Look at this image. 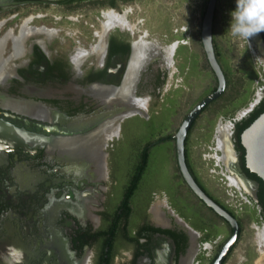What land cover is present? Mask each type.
<instances>
[{"label":"flooded vegetation","instance_id":"1","mask_svg":"<svg viewBox=\"0 0 264 264\" xmlns=\"http://www.w3.org/2000/svg\"><path fill=\"white\" fill-rule=\"evenodd\" d=\"M90 1L94 0H0V43L6 37L0 57V264H97L102 245L107 244L106 250H111L110 241H114L110 264H157V249L163 258L167 256L165 264H181L190 252L194 254L192 264H212L224 238L211 232L205 239L209 223L205 219L199 222L200 217L188 209L190 190H181L183 181L177 185L178 204L166 192L154 194L165 197L161 221L154 218L153 222L148 216L140 223V186L132 197L129 218L124 206L131 167L114 163L112 148L124 122L140 114L115 117L126 107L123 102L128 98L118 94L126 81L140 29L134 34L116 27L108 36L103 63L90 53L78 64L74 57L79 49L91 50L99 28L93 25L82 30L74 16L28 10L31 5ZM100 17L104 19L102 13ZM25 21L30 28L52 32L21 37ZM115 30L119 32L113 33ZM117 40L129 44L130 51L126 52L125 47L114 51ZM177 42L179 45L180 40ZM176 50L174 59L179 56ZM16 52L21 53L15 56ZM166 67L159 58L149 61L139 71L134 97L140 98L146 86L161 91L169 76ZM114 95L116 100L112 99ZM114 118L120 120L119 129L103 144L104 129ZM233 165L232 172H228L231 176L245 174L256 180L242 167L238 149ZM250 188L246 187L249 192ZM204 207L225 221L213 209ZM231 209L242 229L222 264H230L245 227L246 218ZM185 222L199 232L193 243ZM195 222L205 226L206 231L197 229ZM144 223L184 231L188 235L186 250L177 253L172 236L154 231L151 255H140V225ZM127 227L132 235L139 236L137 245L124 236ZM114 228L116 234L112 233ZM202 247L207 252L196 255ZM256 251L244 253L237 264H264L258 262L260 247Z\"/></svg>","mask_w":264,"mask_h":264},{"label":"rangeland","instance_id":"2","mask_svg":"<svg viewBox=\"0 0 264 264\" xmlns=\"http://www.w3.org/2000/svg\"><path fill=\"white\" fill-rule=\"evenodd\" d=\"M110 1L112 2V0H94L63 6L38 4L29 6L28 10L34 13L47 12L54 16H74L82 30L84 27L89 28L93 25L99 28L96 29V34L103 27L105 18L101 19L100 16L104 10L112 8L119 13L128 10L129 21L136 24L135 33L140 29V37L154 42L156 47L163 51L165 56L159 59L167 64L166 68L169 72L163 89L157 91L146 86L140 93V99L145 101L140 111L128 103L131 98L126 96L127 103L123 102L126 107H123V112L115 116L121 119L128 113L140 112L124 122L121 135L117 137L116 144L112 148L113 162L116 164L120 162L128 168L129 164L136 163L140 149L146 143L157 141L163 135L175 134L190 110L208 93H211V88L216 84L217 77L209 61L207 63L208 59L201 40L203 10L205 6L207 7L209 0H114V5L110 4ZM218 2L216 37L234 70L240 71L241 84L238 91H234L231 97L226 95L214 101L199 115L191 135V150L195 165L209 189L222 202L246 218L241 241L233 252L230 262V264H237L245 255L244 253L249 250L257 252V247L259 249L256 241L258 228L255 227L254 222H257L256 225L262 229L264 220L258 203L251 197L245 199L239 195L235 187L228 185L230 180L226 179L222 173L223 165H216V162H220L218 159L220 156L217 155L219 152L217 135L220 121L223 120L224 125L227 126L232 119L229 113L234 106L239 105L235 117L238 111L248 106L242 107V101L246 99L251 102L259 84L261 82L264 84V62L260 61L256 55L255 48L250 46V38L247 40L235 37L229 31L232 21L231 12L236 7V0H218ZM117 32L119 31L115 30L113 33ZM97 38L99 39V36ZM177 40H180L179 45ZM173 45L175 47L171 54L169 46ZM175 50L179 56L175 55L174 59ZM114 96L113 98L116 99L117 95ZM150 151L146 179L143 180V189L140 193V212L143 209L142 205H146V199L150 200L144 212L140 214V223L148 216L154 222L156 217H153L152 205L158 200L163 202L162 207L165 204L162 200L164 196L154 197L157 191L161 190L169 195L173 192L176 195L175 189L179 181L184 182V185H180L181 190H188L186 181L180 169L178 170L176 140L170 139L157 143L151 147ZM122 161L125 162L121 163ZM188 192L189 198L186 205L188 209H191L193 216L200 217L198 221L202 223L205 219L209 223L208 230L220 234L226 242L232 234L231 226L208 211L191 191ZM145 195L150 196L146 198ZM196 252V255H200L207 250L202 247ZM191 254L193 253H189L186 257ZM261 255L260 252L258 262L264 263V256L263 260L259 261Z\"/></svg>","mask_w":264,"mask_h":264},{"label":"water","instance_id":"3","mask_svg":"<svg viewBox=\"0 0 264 264\" xmlns=\"http://www.w3.org/2000/svg\"><path fill=\"white\" fill-rule=\"evenodd\" d=\"M218 0H209L206 11L202 21L201 28V40L202 44L207 56V59L217 77L218 85L216 90L206 95L200 102H198L187 114L182 124L180 125L178 131L173 135L176 140V151H177V161L178 166L181 171V174L186 181V183L190 186L192 191L210 208H212L218 215L224 218L232 228V234L228 238V240L224 243V245L219 250L214 262L212 264H222L224 259L229 254L232 247L235 245L240 233L241 226L236 216H234L230 211L224 208L220 203H218L215 199H213L197 182L194 175L192 174L186 158V139L189 133V130L198 116L202 113V111L210 105L213 101L217 100L219 97L223 95L227 87V79L224 73V70L216 56L215 47H214V21H215V12L217 8ZM256 37V38H255ZM259 39L260 46H257V50L260 55L263 56L264 51V37L262 33H258L251 37L254 43H257L256 39ZM253 48L254 45L250 44ZM134 47V46H133ZM134 49V48H133ZM157 58V57H156ZM261 61V60H260ZM264 66V65H263ZM264 97V86L258 87L255 92V97L249 103L247 107L238 111L236 116L231 119L229 122L232 124L231 130L228 133V138L226 140L230 141V145L232 148V155L227 156V153L223 148L218 146L221 155L217 153L220 157L222 156V163L224 172L223 175L226 179L230 180L228 185L234 186L239 192L243 195L245 199H248L251 196L256 202L259 201L258 198V188L259 182L251 179L245 174H239L238 180H240V185L232 184L231 175L228 172H232L231 166H234L233 163L235 161L237 149L235 147V142L233 138V132L235 130V121L242 119L247 113H249ZM221 126L223 124V120L219 123ZM218 132L220 133L219 129ZM220 137V134L217 135ZM241 143L245 148V159H246V167L253 173L257 174L264 181V112L261 113L242 133L240 136ZM225 157V158H224ZM228 158V159H227ZM227 159V160H226ZM219 161V160H218ZM219 164V162H217ZM251 185L252 191H248L245 187V183ZM260 207V206H259ZM185 226L188 227L189 233L193 231L195 233H199L193 226H190L185 222ZM191 235V234H190ZM192 243L194 242L191 236ZM190 252V251H189Z\"/></svg>","mask_w":264,"mask_h":264},{"label":"trees","instance_id":"4","mask_svg":"<svg viewBox=\"0 0 264 264\" xmlns=\"http://www.w3.org/2000/svg\"><path fill=\"white\" fill-rule=\"evenodd\" d=\"M219 3V2H218ZM115 4V1L112 0V5ZM207 5V4H206ZM218 7L219 4H217V8H216V12H215V21H214V47H215V52H216V56L224 70V73L226 75V79H227V87L225 92L223 93V95L221 97H219L218 99H221L223 97H225L226 95L229 97H231V95H233V92L238 91L240 84H241V74L239 72H236L233 68V66L231 65L229 58L226 57L222 47L220 46V43L216 37V31H215V23H216V19H217V12H218ZM206 11V6L205 9L203 10V15L205 14ZM263 37H264V31H261ZM121 42L114 41L113 46H115L116 50L114 51H119L122 47H125L126 52L130 51V45L129 44H122ZM124 45V46H123ZM207 60V59H206ZM208 63V60H207ZM218 85V81L216 80V84L211 88L210 92H213L214 90H216ZM242 86V85H241ZM209 94V93H208ZM217 99V100H218ZM216 101V100H215ZM214 102V101H213ZM212 102V103H213ZM249 100H243L242 107H245L247 105H249ZM239 106V105H237ZM234 106L233 110L229 113V117L233 119L235 113L237 112V110L239 109V107ZM208 107V106H207ZM207 107L202 111V113L207 109ZM264 112V97L259 101V103L249 112L247 113L242 119L240 120H236L235 121V130H234V141H235V146L239 151L240 154V161L242 164V167L244 168L245 171H247V173L249 174V176H251L252 178H255L260 186H259V190H258V198L259 201L257 202L258 205L261 208V214L263 216L264 219V181L255 173L251 172L247 167H246V159H245V148L241 143V133L261 114ZM196 125V120L195 122L192 124L187 139H186V158H187V164L192 172V174L194 175L195 179L197 180V182L200 184V186L213 198L215 199L218 203H220L224 208H226L228 211H230V213H232L234 216H236L235 212L231 209L230 206H228L227 204H225L224 202H222V200L218 199L217 197H215L213 195V193L209 190V188L206 186V184L204 183V181L202 180L201 176L198 174V171L196 169L192 154H191V149H190V141H191V133L194 129ZM173 138V134H167L166 136H161L159 137V139L153 142H148L146 143L142 149H140V155L138 157V160H140V162L136 163L135 165L130 164L131 169L128 172V175L130 176L131 180L129 181V186L126 190V194H125V200H124V206L128 209V218L131 215V202H132V197L134 196L135 192L137 191V189L140 186V193L143 189V180L146 179V173H147V169L149 166V162H150V154H151V147L155 146L157 143H161V142H165L168 141L170 139ZM140 144L142 146V142L140 141ZM179 170V168H178ZM178 188L175 189V192L177 193ZM150 196V195H149ZM147 195H145V197H149ZM171 198L174 200L172 202H176V196L173 194V192H171ZM149 200L150 199H146L145 204L146 205H142L143 209L141 210V212L143 213L144 210L146 209L147 205L149 204ZM178 204V203H177ZM212 210V208H210ZM140 212V214H142ZM225 222L227 223V221L225 220ZM241 229H242V224L241 221L239 220ZM194 226L199 229L202 230L203 232H205V226L201 225V223L195 222L193 223ZM228 224V223H227ZM229 225V224H228ZM113 234H116L117 230L116 228H114L112 230ZM154 231H160L163 233H167L170 236H172L174 238V241L177 245V253H180L181 251L184 252L187 248L188 245V235L182 231V232H177L174 231L172 229H165V228H161V227H156L154 225L148 224V223H144L143 225H140V255L141 254H145V253H149V255H151V248H152V234ZM232 231V229H231ZM211 235V232H206L205 234V239H209ZM124 236H126L128 238V240L131 242H133L134 244L137 245V243L139 242V236L138 235H132L131 230L129 227L126 228V232L124 234ZM144 238V241H142V239ZM111 245V250L108 252L106 250L107 244H103L102 247L99 250V255H98V263L97 264H110L109 259L111 258V255H113V247H114V241H110L109 242Z\"/></svg>","mask_w":264,"mask_h":264},{"label":"bare ground","instance_id":"5","mask_svg":"<svg viewBox=\"0 0 264 264\" xmlns=\"http://www.w3.org/2000/svg\"><path fill=\"white\" fill-rule=\"evenodd\" d=\"M127 14H128L127 11H125L123 13H119L115 9L104 10L103 15H104L105 20L103 21V27L101 28V30L97 32V34L99 36L98 42L95 45H92L91 50H87V49H83V48L79 49L77 56L74 57L75 61L78 64H81L84 61V59L90 53H95L98 61L102 62L104 52H105V48H106V44H107V40H108V36H109L110 32L113 29H115L116 27H120L122 29H129L130 31H132L135 34L136 24H132L133 22L131 23L129 21ZM40 31L52 32V30L50 31L46 28H37V29L30 28V26L26 25V21H25V23L22 27L21 37L26 38L27 36H30L31 34H35V33L40 32ZM7 37H8V35H7ZM5 40H6V37H2L1 43H0V57L2 56V53H3L2 47L4 46ZM256 40H257V43H254L252 41V43L254 45L253 47L255 48V52H256V55L258 56V58L262 62H264V54H263V56L260 55L258 50H257V46L258 47L260 46L259 39L257 38ZM175 44H177V42ZM255 44H256V47H255ZM174 47H175L174 45L171 47L169 46L171 54L173 53ZM158 48L159 47L158 46L156 47L154 42L147 41L143 37L138 36L134 40V53H133V56H132L131 61H130V66H129L128 74L126 77V81H125L124 85L122 86V90H121L122 92H120L119 95L130 96L131 100L128 103L132 106H135V108L138 109L139 111H140V108L143 106L142 104H144L145 101L141 100L140 98L134 97L135 94H133V92H134V88H135V83H136V80L138 78L139 71L141 72V70L145 67L146 64H148L149 61L151 62L156 57L162 58L163 56H165L163 54V51L158 49ZM168 51H169V49H168ZM260 51L264 53V51H262V47H261ZM21 52H19V53L16 52L15 56H19V54ZM170 57H172V55H170ZM116 99L113 98V100H116ZM136 109H133V110H136ZM118 121L119 120L116 118L112 119L110 121L109 127H107V129H104L105 133H104L103 140H102L103 144H105L107 142V139L109 136H113L114 133H116L118 131V129H119ZM231 127H232L231 123H229L227 126H225L223 123L219 127L220 133L218 132V134H220V137H218V142H219L218 144L221 148H223V150H225V152L227 153V156L229 155L228 158H230V154L232 155V148H231V145L229 144L230 141L229 140L227 141L226 137L228 138V133L230 132ZM102 132H103V130H102ZM222 158L223 157H218V159L221 161H222ZM231 182H232V184L235 183L238 185H240L242 183V181L240 183V180H238V178H236L234 176H231ZM244 183H245L244 184L245 187L250 188V186H251L250 184H248L246 181ZM162 204H163V202L161 200H158L157 202H155L152 205V208H151V211H152L154 217H156V219L158 221H161ZM257 228H258V231H257V235H256V241L259 244V247H260L261 253H262L259 261H262L263 256H264V228L261 229L258 226H257ZM190 234H191L193 240H195L196 239V233L193 231H190ZM193 255L194 254H191V256L183 258L181 261V264H191L192 263L191 260L193 258ZM156 256H157V264H165L167 262V259H166L167 256L163 258L162 253L159 251V249L156 250Z\"/></svg>","mask_w":264,"mask_h":264},{"label":"clouds","instance_id":"6","mask_svg":"<svg viewBox=\"0 0 264 264\" xmlns=\"http://www.w3.org/2000/svg\"><path fill=\"white\" fill-rule=\"evenodd\" d=\"M231 16V35L248 40L264 31V0H236Z\"/></svg>","mask_w":264,"mask_h":264},{"label":"crops","instance_id":"7","mask_svg":"<svg viewBox=\"0 0 264 264\" xmlns=\"http://www.w3.org/2000/svg\"><path fill=\"white\" fill-rule=\"evenodd\" d=\"M259 85H263V83L261 82ZM190 149H191V145H190ZM191 154H192V150H191ZM193 157V156H192ZM194 160V159H193ZM194 163H195V161H194ZM196 166V165H195ZM196 169H197V167H196ZM198 171V174L201 176V174H200V172H199V170H197ZM187 186H188V189L191 191V193L196 197V199H198V201H200V203H202L203 205H205V206H207L205 203H203L202 202V200L192 191V189L190 188V186L187 184ZM207 186V185H206ZM209 188V187H208ZM210 190V189H209ZM211 191V190H210ZM212 192V191H211ZM213 193V192H212Z\"/></svg>","mask_w":264,"mask_h":264}]
</instances>
